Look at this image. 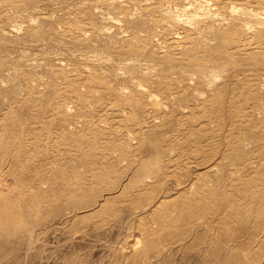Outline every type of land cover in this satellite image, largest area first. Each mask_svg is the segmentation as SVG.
<instances>
[{"label":"rangeland","instance_id":"374dc122","mask_svg":"<svg viewBox=\"0 0 264 264\" xmlns=\"http://www.w3.org/2000/svg\"><path fill=\"white\" fill-rule=\"evenodd\" d=\"M0 264H264V0H0Z\"/></svg>","mask_w":264,"mask_h":264}]
</instances>
